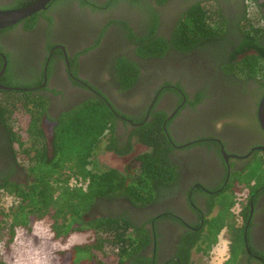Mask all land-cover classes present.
<instances>
[{"label": "flooded vegetation", "instance_id": "af4514ba", "mask_svg": "<svg viewBox=\"0 0 264 264\" xmlns=\"http://www.w3.org/2000/svg\"><path fill=\"white\" fill-rule=\"evenodd\" d=\"M196 3L208 9L217 3L225 18L224 34L185 52L168 45L160 57L140 54L141 40H169L180 16ZM12 4L15 0H0V10L16 8ZM250 4L251 0H49L31 16L0 28V101L4 103L0 182L27 180V160L21 163L16 151L28 144L29 137L12 141V134L26 130L32 112L50 146L55 119L62 112L92 98L102 99L114 115L118 143L130 140L131 151L135 145L147 147L134 141L132 132L157 117L171 144L169 155L177 165L175 182L158 201L134 212L139 222L151 219L146 223L151 242L145 252L153 254V263L174 259L182 235L203 224L208 200L215 193L235 196L236 191L247 190L239 221L234 223L235 227L245 223L248 229L239 264H260L264 184L256 189L254 179L249 185L238 181L227 188V184L237 173H248L246 167L253 161L264 177V132L257 120L264 92L257 100L256 81H242V92L238 79L221 77L222 64L240 39L236 26L249 15ZM260 10L264 13V7ZM241 56L237 54L235 60ZM122 57L132 60L139 71L127 89L120 88L115 71L116 61ZM22 93L28 94L23 99L26 109L20 111L23 119L11 127L16 116L12 111L18 108L14 110V100ZM246 204L245 222L242 211ZM122 206L127 204H97L93 214L98 216L105 209L120 211ZM231 242L229 237V245Z\"/></svg>", "mask_w": 264, "mask_h": 264}, {"label": "trees", "instance_id": "16d2710c", "mask_svg": "<svg viewBox=\"0 0 264 264\" xmlns=\"http://www.w3.org/2000/svg\"><path fill=\"white\" fill-rule=\"evenodd\" d=\"M33 1L15 0L10 7L25 6ZM251 1L255 16L249 9V15L238 22L236 31L241 34L240 39L235 51L222 64L221 77L226 81L238 79L242 92L245 90L242 81H256L258 88L254 92L259 100L264 92L261 91L264 86V13L260 10L264 1ZM213 8L193 4L180 16L169 40L163 37L141 40L140 54L160 57L168 45L185 52L213 42L226 31L225 18L217 3ZM247 51L251 53L247 54ZM237 54L242 56L235 60ZM115 71L121 89L131 87L139 73L138 66L125 57L116 61ZM26 95L22 93L21 98L14 100L13 108H18L12 111L16 116L10 122L11 127L23 119L20 111L26 109L27 102L23 100ZM197 96L200 97L201 93ZM3 106L0 101V113H4ZM37 123L38 116L32 112L26 130L19 135L12 134V141L29 137L28 144L16 151L17 157L27 160V180L24 183L0 182V199L2 195L14 199L8 209L0 208V234L5 231L6 240L10 242L17 227L30 230L34 221L47 216L55 239L65 241L75 232L90 235L87 241L58 251L60 264H155L153 254L149 256L145 252L151 242V231L146 223L151 219L139 222L134 212L158 201L176 179L177 165L170 158L171 144L161 120L156 117L133 130V140L147 146V150L131 157L122 170L101 168L96 160L101 151L125 155L132 147L130 140L123 144L117 142L115 118L104 100L92 98L62 112L55 119L50 146L43 140ZM263 178L262 172L250 170L236 174L227 188L238 181L249 185L248 182L254 179L252 187L256 189L263 186ZM222 192L224 198L208 200L203 224H197L195 229L182 235L174 259L162 264H194L193 252L207 253L223 228L232 237L224 264L240 263L239 258L245 252L243 236L248 235V229L244 227L245 223L235 227L234 215L230 211L234 196ZM114 201L126 203L127 207L122 206L120 211L105 209L94 216L93 209L97 204ZM242 213L246 222L248 204ZM259 255L262 256L260 264H264V253L261 251ZM0 264H5L1 257Z\"/></svg>", "mask_w": 264, "mask_h": 264}, {"label": "rangeland", "instance_id": "374dc122", "mask_svg": "<svg viewBox=\"0 0 264 264\" xmlns=\"http://www.w3.org/2000/svg\"><path fill=\"white\" fill-rule=\"evenodd\" d=\"M250 14L252 16L254 6L250 4ZM18 94V93H14ZM24 95V94H23ZM17 96V95H16ZM15 96V97H16ZM15 115V113H14ZM147 150V147L135 145L133 151L125 156H118L111 152L101 151L97 155V163L99 167H113L122 170L123 165L134 155ZM23 163L22 157L19 158ZM249 171L254 172V161L250 162L247 167ZM239 174L237 173V176ZM239 191V190H238ZM236 191L234 196V204L230 211L234 215L235 223L239 221V211L243 202H245V195L247 190ZM224 192L215 193L212 199L215 201L219 198H224ZM240 193V194H239ZM243 199V200H241ZM14 204V199L10 196L2 195L0 199V208L8 209ZM136 212H139L138 210ZM215 212V211H213ZM214 214V213H213ZM212 214V215H213ZM89 233H72L65 241L55 239L50 230V219L44 217L32 223L30 230L22 227H17L14 236L10 242H7V235L5 231L0 234V257L5 264H60L58 251L67 249L70 246L85 242L89 239ZM229 236L223 228L217 235V242L211 246L207 253L193 252L194 264H224L228 257Z\"/></svg>", "mask_w": 264, "mask_h": 264}, {"label": "water", "instance_id": "95a60500", "mask_svg": "<svg viewBox=\"0 0 264 264\" xmlns=\"http://www.w3.org/2000/svg\"><path fill=\"white\" fill-rule=\"evenodd\" d=\"M49 0H34L25 6L1 9L0 10V28L8 27L16 22L31 16L33 13L44 8ZM262 1V0H259ZM257 120L260 128L264 132V94L261 96L257 106Z\"/></svg>", "mask_w": 264, "mask_h": 264}]
</instances>
